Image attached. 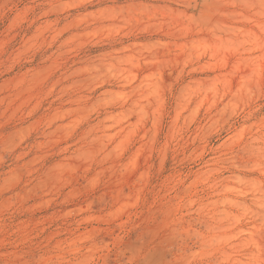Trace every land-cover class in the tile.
<instances>
[{
	"label": "rangeland",
	"instance_id": "obj_1",
	"mask_svg": "<svg viewBox=\"0 0 264 264\" xmlns=\"http://www.w3.org/2000/svg\"><path fill=\"white\" fill-rule=\"evenodd\" d=\"M0 264H264V0H0Z\"/></svg>",
	"mask_w": 264,
	"mask_h": 264
}]
</instances>
